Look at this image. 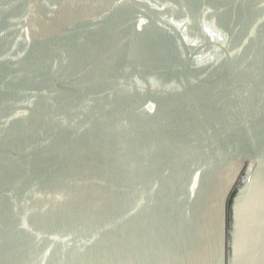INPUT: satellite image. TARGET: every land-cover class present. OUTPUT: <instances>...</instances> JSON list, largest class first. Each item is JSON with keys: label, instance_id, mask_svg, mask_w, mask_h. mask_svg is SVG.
Here are the masks:
<instances>
[{"label": "water", "instance_id": "1", "mask_svg": "<svg viewBox=\"0 0 264 264\" xmlns=\"http://www.w3.org/2000/svg\"><path fill=\"white\" fill-rule=\"evenodd\" d=\"M0 264H264V0H0Z\"/></svg>", "mask_w": 264, "mask_h": 264}]
</instances>
